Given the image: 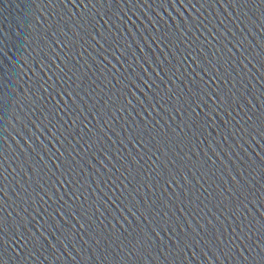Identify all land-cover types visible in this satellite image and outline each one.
<instances>
[{
  "label": "water",
  "instance_id": "obj_1",
  "mask_svg": "<svg viewBox=\"0 0 264 264\" xmlns=\"http://www.w3.org/2000/svg\"><path fill=\"white\" fill-rule=\"evenodd\" d=\"M0 264H264V0H0Z\"/></svg>",
  "mask_w": 264,
  "mask_h": 264
}]
</instances>
